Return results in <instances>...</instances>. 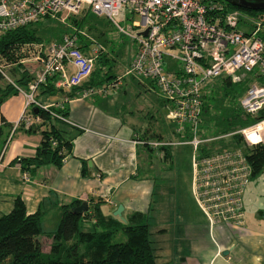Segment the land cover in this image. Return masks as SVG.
<instances>
[{"label":"built area","instance_id":"obj_1","mask_svg":"<svg viewBox=\"0 0 264 264\" xmlns=\"http://www.w3.org/2000/svg\"><path fill=\"white\" fill-rule=\"evenodd\" d=\"M231 7L235 6L226 0H0V33L45 18L64 20L82 8L105 17L124 32L115 17L122 9L137 14L139 20L131 23L137 32L128 34L136 49L124 76L153 81L168 106L166 121L174 125L170 139L153 140L148 145L189 146L192 191L209 226L237 227L244 222L243 195L251 180V166L243 148L234 146L233 136L238 134L245 147H264V18L255 22L241 14V8ZM238 24H247L250 29H240ZM80 34L76 28L56 41L20 45L19 62L40 66L25 90L13 84L25 96L19 120L25 128L40 121L25 110L30 106L67 121L35 98V92L51 76L56 78V87L65 92L89 77L96 57L80 47ZM5 66L0 61V73L7 80ZM211 80L245 84L238 104L251 118L249 124L210 137L200 134L202 107ZM119 84V78H114L104 86L83 88L74 97L104 94ZM225 137H230L231 145H211Z\"/></svg>","mask_w":264,"mask_h":264},{"label":"crops","instance_id":"obj_2","mask_svg":"<svg viewBox=\"0 0 264 264\" xmlns=\"http://www.w3.org/2000/svg\"><path fill=\"white\" fill-rule=\"evenodd\" d=\"M32 64L35 77L40 66ZM13 65L16 64L5 66L9 72L4 71L7 80L25 90L32 79L19 85L26 72ZM147 80L141 83L150 90L154 83ZM106 82L91 75L72 90V97L83 88L104 86ZM14 88L16 91L0 103L4 140L0 150V214L9 212L14 199L19 197L27 213H42L40 226L44 233L41 236L47 237L45 233L57 227L63 205L80 200L88 209L98 203L103 215L121 222L132 213L145 215L157 264H264V219L248 218L245 207L244 222L240 226L211 228L189 194L186 199L178 196L174 208L169 201L153 200L157 176L170 171H165L161 164L156 165L152 153L159 148L158 159L170 168L176 146L170 150L171 155L164 157L163 149L148 145L157 135L161 140L172 137L171 130L166 136L154 131L152 108L147 106L152 98L142 113L126 95V88L122 89L123 95L120 89V92H111V88L104 94L72 98L67 97L69 92L56 87L54 76L48 77L36 90L35 98L51 107L65 109V125L58 122L54 125L67 131L70 151L59 166L46 164L29 172L21 170L19 160L34 155L41 131L49 129V125L40 121L35 122L40 124L35 129L20 125L25 96ZM163 102L166 104L164 99ZM192 188L191 170L193 195ZM161 193L168 192L163 188ZM118 205L122 206L120 216L124 221L114 214ZM92 222L93 218L84 222L82 229L90 230Z\"/></svg>","mask_w":264,"mask_h":264},{"label":"trees","instance_id":"obj_3","mask_svg":"<svg viewBox=\"0 0 264 264\" xmlns=\"http://www.w3.org/2000/svg\"><path fill=\"white\" fill-rule=\"evenodd\" d=\"M76 15H69L67 18H74ZM82 20L83 18L72 19V23L76 27H81ZM31 25L0 33V61L4 65L16 64L17 68L26 72L24 80L19 81V85L34 77L32 62H19L21 44L41 41ZM79 42L80 47L84 49L85 44L80 38ZM91 75L94 78L99 76L94 67L89 77ZM99 77L107 81L111 79L106 72ZM5 80L6 78L0 73V103L8 94L16 91L14 86ZM1 81L6 84L2 85ZM222 83L223 94L229 98L232 106V95L228 90L232 84L228 80H223ZM72 90L67 93V97H72ZM214 98L211 94L204 98L202 117L206 121L217 118L211 103ZM49 109L61 116L66 115L63 108L50 106ZM232 109L230 115L222 117L225 123L219 132L236 130L251 122V118L243 113L238 103L234 102ZM28 111L40 118V124L49 125V129L41 131V140L34 155L19 160L21 170L32 172L46 164L59 166L62 158L70 151V136L65 129L55 126L54 123L64 124V121L52 117L48 111L33 106H30ZM38 125L32 124L29 129H35ZM203 127L209 129L206 122ZM2 128L3 126L0 125V150L4 142ZM158 138L159 135L153 140L161 141ZM233 141L234 146L242 147L245 152L251 166V179L261 173L264 169V147L261 145L245 147L238 134H234ZM160 149L164 150L163 156L167 157L171 155L170 150L173 147L164 146ZM81 203L80 200H73L61 207V217L57 227L45 233L50 239V245L48 252H43L39 241V237L44 233L40 226L42 213L40 211L27 213L22 200L16 197L11 210L0 214V264H157L144 214L132 213L125 222H121L103 215L98 203L89 206L81 213L74 212L73 209ZM92 218L93 227L90 230H83L82 224ZM119 231L123 233L124 238L120 241H112L113 236Z\"/></svg>","mask_w":264,"mask_h":264},{"label":"rangeland","instance_id":"obj_4","mask_svg":"<svg viewBox=\"0 0 264 264\" xmlns=\"http://www.w3.org/2000/svg\"><path fill=\"white\" fill-rule=\"evenodd\" d=\"M231 8L238 9L237 7ZM239 12L243 15L251 17L255 22H257L259 18H264V12H251L243 9H239ZM80 18H83L81 27H76L72 23V19L78 20ZM115 20L123 28L125 33L121 32L105 17L97 15L89 10L85 11L83 8L74 18L66 17L64 20L60 17L45 18L37 23H33L31 28L35 30L36 35L41 38L43 43L56 41L63 34L72 33L76 28H79L83 33L80 34V39L84 42L83 44H85L84 49L89 52H94L96 57L94 60V69H96L97 74L102 76L103 73L106 72L111 76V79L119 78L120 84L112 88L111 92H115L120 89L121 92H118L123 95L124 91L122 89L126 88V95L132 99V102H134L137 108L142 110V113L146 112L145 106L148 104L149 98H152L150 100L152 102H149V105L147 106L152 108L155 121L153 129L155 132H162L166 136L168 131L174 128V125L166 121L168 106L164 104L163 98L160 95L155 83L153 82L154 86L150 90H147L141 83L149 82L146 78L132 75L124 76L128 63L132 59L136 49V43L128 34H134L137 32L136 29L132 27L131 23L139 20V16L137 14H130L122 9L119 12V15L115 17ZM238 28H246L249 30L250 26L247 24H238ZM166 61L168 62L169 59H166ZM171 63L173 62L171 61ZM15 66L16 65H13V67ZM4 71L9 73L6 67ZM5 81L10 83L8 80ZM211 81L212 82L208 84L207 88L209 95L211 94L215 97L214 100H211V103L213 104V110L217 113L215 116L217 118L211 119L210 121H206V119H204V122H206L209 129L204 127L201 128L200 134L206 137L214 136L221 131L225 123L222 117L232 113L234 102L238 103L245 93V84L230 82L232 85H230L228 90L232 95L231 106L229 98L223 94L224 85L218 83L216 80ZM6 82L1 81L2 85L6 84ZM126 95L124 97H126ZM138 114H140V112H138ZM230 143H232L230 137H225L215 141L214 143L212 142L211 145L223 147L231 145ZM158 149L156 148L152 153L153 160L156 161L155 164H161L160 166L165 171L169 170L170 172L157 176V191L155 192V199L153 200H155V202L160 201V199H163L164 202L169 201L171 206L174 208L176 198H178V196L186 199L189 194L194 204H196L190 191V147L187 145L174 147V155L170 159V168L168 163L162 164V161L158 159ZM163 188H165L168 192L166 193L167 195L161 193ZM243 203L245 213L248 218L254 220L260 218L264 219V169L261 173L250 180L243 195ZM196 206L197 205H195V207ZM197 210L203 215L199 207ZM259 215L261 217H259ZM123 238V233L119 231L113 236L112 241H120V239ZM46 239L47 237L45 236H40L39 239L42 241L41 250L43 252H48L49 250L50 239L49 241H45Z\"/></svg>","mask_w":264,"mask_h":264},{"label":"water","instance_id":"obj_5","mask_svg":"<svg viewBox=\"0 0 264 264\" xmlns=\"http://www.w3.org/2000/svg\"><path fill=\"white\" fill-rule=\"evenodd\" d=\"M228 3H230L232 6L251 10V11H263L264 10V0H226ZM143 35L146 34V30L142 32ZM87 209V204L85 202L81 203L80 205L76 206L73 211L76 213H81L82 211H85ZM122 209L121 205H118L116 210L114 211L115 215L120 216V211ZM121 219L124 221V219L121 217Z\"/></svg>","mask_w":264,"mask_h":264}]
</instances>
